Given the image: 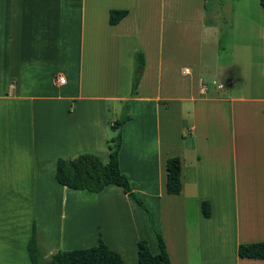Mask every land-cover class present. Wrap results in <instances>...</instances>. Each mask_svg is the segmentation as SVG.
I'll list each match as a JSON object with an SVG mask.
<instances>
[{"label":"crops","instance_id":"crops-1","mask_svg":"<svg viewBox=\"0 0 264 264\" xmlns=\"http://www.w3.org/2000/svg\"><path fill=\"white\" fill-rule=\"evenodd\" d=\"M221 10L211 0H0V264H30L33 225L45 259L100 239L125 264L137 263L140 241L158 254L146 215L121 188L92 196L54 180L59 158L108 162L110 117L130 99L137 50L145 69L119 167L171 264H264L238 257L240 245L264 242V93L222 92L243 79L216 66ZM112 11L127 14L111 25ZM234 14L233 42L247 30L262 38L241 6ZM172 157L181 163L175 196L165 192Z\"/></svg>","mask_w":264,"mask_h":264},{"label":"trees","instance_id":"trees-1","mask_svg":"<svg viewBox=\"0 0 264 264\" xmlns=\"http://www.w3.org/2000/svg\"><path fill=\"white\" fill-rule=\"evenodd\" d=\"M264 14V0H259ZM126 11H112L109 16L111 25H115L126 16ZM145 69V56L141 50L133 54V72L130 99L125 102L120 120L115 121L111 129L116 133L108 141L109 159L106 164L93 154H82L75 158H59L54 163V180L60 186L72 191L98 195L106 187L114 185L122 189L147 217L148 225L156 238L158 254H151L148 244L140 241L137 245L138 261L136 264H171L164 240L158 233L155 220L145 204L132 191L129 178L122 174L119 167V152L122 144V128L130 120L129 108L132 99L137 96V88ZM165 192L168 195H179L182 190L180 173L181 163L178 157L167 159ZM204 217H210V203H201ZM30 264H125L120 256L111 251L99 240L95 247L72 251H58L52 254L47 263H43L41 247L36 240L34 225L25 247ZM240 259L264 260V242L244 244L238 247Z\"/></svg>","mask_w":264,"mask_h":264},{"label":"rangeland","instance_id":"rangeland-1","mask_svg":"<svg viewBox=\"0 0 264 264\" xmlns=\"http://www.w3.org/2000/svg\"><path fill=\"white\" fill-rule=\"evenodd\" d=\"M216 1L221 5V12L219 17L220 27L216 30L217 40H215L216 47L218 48V60L216 62V66L221 67V73H223V77L227 75L226 69L231 70L234 79H239L240 77L243 79L242 84L233 87L231 89H224L222 92L229 96H238L241 93L243 94H253L256 91L264 93V18L263 15H260V6L259 0H211ZM209 5L210 2H209ZM241 6L247 14L252 16L253 22L259 26V28L263 31V36L260 40L255 38H250L247 30L246 38L242 39V41L234 40L238 38V24L239 19L238 15L234 14V31H230L228 27V23L233 20V10L234 7ZM211 7H208V11ZM186 11H191L190 9H186ZM210 33V32H209ZM210 37L209 34L206 35V40ZM252 37H256V34L252 33ZM179 43L185 42V40L178 39ZM177 43L178 48L181 45ZM191 43H193L191 41ZM210 43V41H208ZM206 46V44H205ZM206 48V47H205ZM231 74V73H230ZM215 81L219 83L217 79L209 78L205 79V83L207 87L215 88L216 86L212 85V82ZM221 81V80H220ZM245 83V84H244ZM125 103H123L124 105ZM121 107V104H119ZM122 112L117 113L110 117L111 120L118 121ZM109 129V133L112 138L115 136V132ZM81 193V192H80ZM85 194V193H84ZM89 195V194H87ZM143 203L144 201L140 199ZM145 204V203H144ZM146 206V205H145ZM147 207V206H146ZM149 210V209H148ZM152 214V213H151ZM191 217V215H190ZM42 251V250H41ZM63 252V251H62ZM43 263H47V260L44 258L43 252H41Z\"/></svg>","mask_w":264,"mask_h":264},{"label":"built area","instance_id":"built-area-1","mask_svg":"<svg viewBox=\"0 0 264 264\" xmlns=\"http://www.w3.org/2000/svg\"><path fill=\"white\" fill-rule=\"evenodd\" d=\"M58 82H59V84H64L65 83L64 79H58Z\"/></svg>","mask_w":264,"mask_h":264}]
</instances>
